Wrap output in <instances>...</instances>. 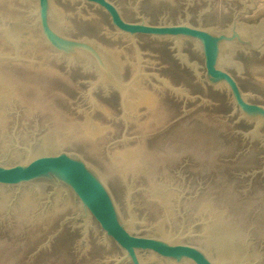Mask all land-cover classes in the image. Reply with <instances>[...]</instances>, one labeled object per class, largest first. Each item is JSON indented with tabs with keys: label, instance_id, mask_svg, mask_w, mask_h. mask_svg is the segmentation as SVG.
<instances>
[{
	"label": "rangeland",
	"instance_id": "374dc122",
	"mask_svg": "<svg viewBox=\"0 0 264 264\" xmlns=\"http://www.w3.org/2000/svg\"><path fill=\"white\" fill-rule=\"evenodd\" d=\"M111 1L128 21L223 30L237 18L264 41V0ZM35 6L34 0H0V53L16 54L6 29L20 48L17 59H0V75L7 77L0 76V161L18 163L28 149L78 153L101 173L124 216L132 205L139 233L182 232L185 243L221 264H264V127L258 137L248 134L253 123L233 113L229 89L207 84L195 42L183 39L188 65L172 38L136 36L142 70L171 88L141 77L133 90L156 98L132 110L112 86L89 94L96 67L54 52L30 15ZM231 57L230 73L252 102L264 104V53L238 46ZM78 211L69 190L0 186V264H114L122 251L95 222L88 235L81 221L59 231ZM144 260L170 264L153 252Z\"/></svg>",
	"mask_w": 264,
	"mask_h": 264
},
{
	"label": "water",
	"instance_id": "95a60500",
	"mask_svg": "<svg viewBox=\"0 0 264 264\" xmlns=\"http://www.w3.org/2000/svg\"><path fill=\"white\" fill-rule=\"evenodd\" d=\"M30 11L46 44L58 55L71 62L83 61L97 69L90 81L92 96L100 86H112L119 91L126 108L127 100L141 77L154 76L171 88L167 80L156 73L144 72L138 35L172 38L177 56L190 65L183 52V39H192L202 52L204 76L210 86H226L234 104L233 113L253 123L248 132L260 135L264 127V104L252 102L228 68L235 65L232 53L242 46L264 53V41H257L254 28L234 18L229 28L217 30L190 23L152 24L144 19L126 20L111 0H34ZM16 48L15 55L0 53L2 60L19 57V42L6 29ZM176 90V89H175ZM50 186L54 190L71 191L79 203L77 214L67 216L61 229L70 221H81L86 235L95 222L104 236L122 251L114 264L129 261L146 264L144 254L153 252L170 264H221L202 248L183 241L182 232L172 236L143 235L135 230V217L129 204L124 216L111 189L101 173L78 153L59 151L55 154L34 155L28 149L26 158L18 163L0 161V186Z\"/></svg>",
	"mask_w": 264,
	"mask_h": 264
},
{
	"label": "bare ground",
	"instance_id": "6f19581e",
	"mask_svg": "<svg viewBox=\"0 0 264 264\" xmlns=\"http://www.w3.org/2000/svg\"><path fill=\"white\" fill-rule=\"evenodd\" d=\"M3 3V2H2ZM5 3V2H4ZM3 3V4H4ZM8 3V2H7ZM215 3V2H214ZM3 6V5H2ZM224 6V5H223ZM5 7V6H4ZM6 8V7H5ZM229 9V8H228ZM234 17V16H233ZM217 19V18H216ZM17 28V27H16ZM15 65V64H14ZM0 67H1V65H0ZM2 67H3V65H2ZM1 69L2 68H0V72H1ZM91 69V68H90ZM4 71V70H3ZM54 72V71H53ZM0 76H2V75H0ZM3 78L5 77V78H7L6 76H5V74L3 73V76H2ZM1 78V77H0ZM3 78H1V79H3ZM4 78V79H5ZM6 80V79H5ZM2 81H4V80H2ZM5 89V88H4ZM2 91H3V86H2V84L0 83V94L2 93ZM5 91V90H4ZM152 91V90H151ZM154 98H156V97H154V95H153V93H151V92H149V91H144V90H141L140 88H136L135 90H133L132 92H131V94H130V96H129V98H128V100H127V106L128 107H130V108H132V110H133V108L135 109V108H138V107H140V106H142V105H145V104H151V103H153L154 102ZM144 107H146V106H144ZM143 108V107H142ZM147 109V108H146ZM104 111V110H103ZM162 113H164L163 111H162ZM144 114V113H143ZM89 119V118H88ZM158 123V122H157ZM75 124V123H74ZM66 125H68V124H66ZM100 124H98L97 126H99ZM102 125V124H101ZM69 126V125H68ZM67 126V127H68ZM102 127V126H101ZM70 128V127H69ZM77 128V127H76ZM103 128V127H102ZM95 129H98L97 127H95L94 128V130ZM99 129H101V128H99ZM69 130H71L70 132H74L75 131V129L73 130V128L72 129H69ZM93 130V131H94ZM85 131V130H84ZM69 132V133H70ZM78 132H80V131H78ZM78 132H76V133H78ZM87 132H88V130H87ZM99 132V130L97 131V133ZM81 133V132H80ZM83 133V132H82ZM85 133H86V131H85ZM90 133H92V132H90ZM102 133V130H101V132L99 133V134H101ZM106 133V132H105ZM73 134V133H72ZM75 134V133H74ZM79 134V133H78ZM78 134H76V135H78ZM102 135V134H101ZM79 136V135H78ZM91 136V135H90ZM98 136V135H97ZM97 136H95V137H97ZM74 137V136H73ZM80 137H81V135H80ZM92 137V136H91ZM84 138V137H83ZM88 138L90 139V140H93L94 138H90L89 136H88ZM75 139V138H74ZM85 139H87V138H85ZM100 139H101V137H100ZM90 140H88V141H90ZM94 140H97L96 138L94 139ZM80 141V140H79ZM98 141V140H97ZM74 142V141H73ZM85 142V141H84ZM87 142V141H86ZM90 143V142H89ZM92 143H93V141H92ZM91 143V144H92ZM95 143V142H94ZM86 145V144H85ZM87 146V145H86ZM90 147H92L91 145H89ZM215 150V149H214ZM129 154V153H128ZM148 154V153H147ZM121 155V154H120ZM130 156H131V154H130ZM130 156H128V157H130ZM206 158V157H205ZM122 159V158H121ZM131 159V158H130ZM128 160V159H127ZM132 160V159H131ZM139 160V159H138ZM123 161H125V160H123ZM123 161H122V164H123ZM130 162V161H129ZM128 162V163H129ZM133 162V161H132ZM127 163V162H126ZM136 163V162H135ZM125 164V163H124ZM127 165H129V164H127ZM129 167V166H128ZM127 167V168H128ZM131 168V167H130ZM26 208V207H25ZM24 208V209H25ZM223 239V238H222ZM225 246V245H224ZM227 246V245H226ZM225 246V247H226ZM219 252V251H218ZM233 252V251H232ZM155 256V255H154ZM161 261V260H160ZM229 261V260H228Z\"/></svg>",
	"mask_w": 264,
	"mask_h": 264
}]
</instances>
